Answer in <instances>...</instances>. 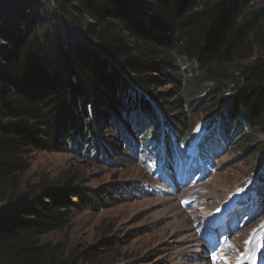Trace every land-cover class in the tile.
Instances as JSON below:
<instances>
[{"label": "trees", "instance_id": "trees-1", "mask_svg": "<svg viewBox=\"0 0 264 264\" xmlns=\"http://www.w3.org/2000/svg\"><path fill=\"white\" fill-rule=\"evenodd\" d=\"M29 1L0 0V264L94 259V246L69 249L44 236L103 197L68 181L25 180L30 153L85 143L91 159L109 158L121 140L150 156L164 122L171 126L163 96L150 89L159 76L202 103L229 91L222 119L207 125L222 133L220 145L232 143L231 122L246 130L242 139L264 132V8L256 0H51L56 17ZM205 81L214 85L206 97ZM112 126L114 141L105 134Z\"/></svg>", "mask_w": 264, "mask_h": 264}, {"label": "rangeland", "instance_id": "rangeland-1", "mask_svg": "<svg viewBox=\"0 0 264 264\" xmlns=\"http://www.w3.org/2000/svg\"><path fill=\"white\" fill-rule=\"evenodd\" d=\"M29 3L33 11H43L47 17L58 14L51 0ZM256 4L264 8V0H256ZM202 86L205 97L214 91L210 81ZM150 89L161 93L163 117L179 128V133L171 136L172 128L164 122L161 131L166 129V138H179L181 144L197 141L203 131L222 119L221 98L229 92H215L211 100L202 103L197 95L183 94L174 81L161 76ZM178 98L180 102L175 104ZM234 126L231 122L227 128L232 143L221 152L216 149L218 155L211 160L209 171L197 181L192 175L178 177L173 165L179 161L169 164V172L159 174L154 159L142 157L136 149L133 154L130 148H121V140L112 144L109 158L91 159L85 143L60 151H31L25 180L68 181L71 188L89 189L103 197L95 205L75 207L67 224L44 238L62 241L69 249L94 246V259L85 264H264V195L259 214L251 219L234 216L232 221L240 210L237 206L255 192L256 180L264 178V132H250L242 139L246 130ZM105 134L109 140L118 136L113 126ZM136 135L141 140L140 134ZM171 171L177 177L169 178ZM257 193H262V188ZM215 220L238 224L223 245L208 237Z\"/></svg>", "mask_w": 264, "mask_h": 264}]
</instances>
